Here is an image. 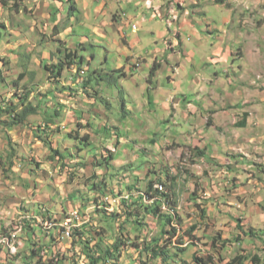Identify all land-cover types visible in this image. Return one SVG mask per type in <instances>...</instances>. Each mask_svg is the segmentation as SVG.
Returning <instances> with one entry per match:
<instances>
[{"label":"crops","instance_id":"1","mask_svg":"<svg viewBox=\"0 0 264 264\" xmlns=\"http://www.w3.org/2000/svg\"><path fill=\"white\" fill-rule=\"evenodd\" d=\"M122 1L133 4L137 13H129L124 9L123 16H119V13L114 15L116 20L113 23L119 38L109 40L107 45L110 49L113 42L120 47L117 67L125 63L129 64L128 69L121 70L125 74L126 81L132 82L134 86L133 90H127L131 103L130 105L125 103V105L127 108L134 106L143 114L145 109L147 112L153 111L154 103L161 99L160 121H166L167 116L178 115L185 119V124L172 126L170 132L175 134L173 139L168 138L165 144L161 143L165 149L162 167H159L160 161L155 150L151 148L154 144L159 147L152 137L126 140L134 142L138 151L143 150L145 155L149 150L153 151L154 155H150L153 157L146 163H138V151L130 155L128 159H118L116 153L121 139L115 142L110 136L103 135V122L107 118V109L96 106L97 97L101 95L99 91L94 90L93 93L97 96H91V82L87 79L85 87L88 89L86 91H89V96L84 101L89 109L94 107L99 111L98 118L101 121L98 123L96 117L99 115L96 116L88 109L86 117L91 120L96 119V126L90 123L95 130L85 128L80 130L85 132L89 139L91 135L93 139L98 138L97 148L91 143L92 150L96 153L92 152L94 158L101 159L100 156L104 152H109L106 162L98 160L93 165L94 178L91 180V187H95L93 190L96 191H91V196L95 193L98 197L94 201L95 205L99 204L102 198L125 194L132 196L131 201L139 200V204H142L143 201L137 194L144 192L148 182L152 180L163 181L173 195H179L180 193L174 192L175 185L186 177L185 168L196 167L198 164L203 169H206L205 164L208 168L213 165L218 166L221 168L219 170L225 173L222 178L226 182L225 186L232 187V189L228 188V191L231 190L228 192L231 196H223L224 189L217 178L216 169L212 170L209 176L210 171L207 168L204 171L206 177L209 176L216 183L219 181L214 184L211 193L216 191L217 195H221L220 204L213 201L205 203L203 197L191 202L194 204L204 202L205 204L201 207L207 215L203 221L205 223L207 220L214 221L212 229L207 231L209 234L205 235L207 238H209L208 235H212V242L208 246H213L217 239L214 246L219 247L216 248L217 253L213 252V260L219 262L216 255H222L225 259L222 264H226L235 255L243 254L248 257L244 264H264L262 256L264 251L260 250V247H264V0H116V3L120 5ZM133 25L137 28H133ZM71 33L72 30L67 28L65 34L71 35ZM108 35L101 33L99 37L107 40ZM122 56L127 59L125 63L121 62ZM45 57L50 56L45 54ZM107 60L108 57H106ZM75 66V63L71 64V72L75 71ZM152 70L154 75L150 76ZM126 81L123 78L115 79V82H118L123 89L128 88ZM166 81L172 85V88L165 87ZM74 82L63 81V84ZM148 84L149 88L145 87ZM73 94L66 100L70 106L77 97L75 93ZM182 94L185 96L184 99ZM102 98L105 101L108 100L103 96ZM60 107L59 105V109ZM79 112H82V109L70 112L73 123L84 121L85 112H82V116H79ZM141 119L147 131L154 130L151 124L158 123L151 114H143ZM115 124L119 122L115 121ZM112 127L118 128L114 124ZM146 142H153V144L148 145ZM89 146L91 145L80 147L83 149L82 156L79 158L75 155L74 161L81 159L86 161ZM253 146L257 151L255 153H252ZM185 147L191 150L190 156L194 163L187 162L189 165L186 167L179 164L180 169H177V166L173 167L174 163L171 162V160L174 161L172 156H177L173 154V149L177 148V153L181 156ZM100 149L102 153L99 156L97 152ZM123 152L128 154V148H125ZM255 157L260 159L253 160ZM121 168L125 171V175L118 177L119 173L115 174L117 181L115 184L109 183V177L114 175L111 170ZM95 178L101 180L103 185H98ZM156 178L161 180L158 181ZM65 181L66 177H60L59 187H65ZM69 187L70 185L67 189ZM207 192L208 190H205L206 194ZM59 193L62 194V192ZM67 195L65 193V197ZM181 195L184 196V193ZM71 198L74 199L75 196L71 195ZM68 200L66 205H61L57 210L44 203L13 210L15 217H21L23 214L47 215L49 213L51 217L63 218L67 212L79 206L91 211L93 218L92 225L82 232V237L75 242L72 241L74 247L67 240L59 242L58 232L53 231L45 235L39 228V224L29 221L26 224L25 233L22 234L24 247L20 254L21 264H34L38 261V254L42 252L52 254L56 247L66 255L62 260L68 261L69 258L73 260L74 257L77 258L73 256L75 247L80 245L83 247L87 241L92 247L100 242V239H103V242L104 239L106 240L103 234L96 236L91 230L95 229L94 222L98 225L96 215L111 216L120 213L122 217L120 221L118 219V224L126 219L122 205L114 207L115 211L110 213L103 208L91 210L94 204L86 202L87 200L76 203ZM178 206L181 208L179 203L176 207ZM192 209L196 211V208ZM140 210L142 211L140 218H143L142 214H146L147 217L153 216ZM225 213H231L237 217V221H231V232L227 234L223 230L225 224L222 222L225 219ZM18 220L20 218H15V222ZM12 224L13 222H9L10 226ZM200 228L201 225L195 229V233ZM97 229L101 231L100 228L97 227ZM116 230L118 232V227ZM215 232L223 233L222 241H227L226 245L215 237ZM108 242L110 245L114 240ZM108 242L105 241V244ZM191 243L183 242L181 245L187 248ZM196 243L198 246L197 241ZM132 244V250L138 252ZM197 246L195 244L191 248L188 247L181 255L182 259L195 264L191 257L197 251ZM202 250L205 252L203 246ZM4 254L0 253V264H10V261L5 262ZM253 257H256V262L252 260ZM134 258V260L138 259L139 254H135ZM134 260H130V264H136ZM124 263L128 264L127 261Z\"/></svg>","mask_w":264,"mask_h":264},{"label":"rangeland","instance_id":"2","mask_svg":"<svg viewBox=\"0 0 264 264\" xmlns=\"http://www.w3.org/2000/svg\"><path fill=\"white\" fill-rule=\"evenodd\" d=\"M74 2L76 9L70 11L71 3L69 0H0V69L4 78V80H0V235H3L13 225L10 226L9 221H14L12 220L15 216L14 209L20 210L27 206L44 203L57 210L61 205H66L70 199L74 203L87 200L86 202L94 204L91 210L97 209L98 206V209L103 208L111 213L115 211L114 207L120 206L121 201L126 200L121 196L105 197L100 200L99 204L95 205L94 201L97 195L94 193L91 196V191H96L93 190L95 187H91V180L94 178V162H98V160L106 162L109 152L106 151L100 156L102 153L100 149L97 154L101 159L94 158L93 155L96 153H94L95 150H92V144H95L97 148L96 141L98 138L93 139L90 134L91 138L89 139L86 137L87 134L80 130L85 128L94 131L95 128L90 123L96 126L95 120L100 117L99 111L94 107L89 109L86 101H84L89 96V91H86L88 89L84 84V82H88L87 79L91 82V96H97L93 93L94 90L99 91L101 95L97 97L96 106L107 109V118L103 122V135L110 136L115 142L121 139L116 153L118 159H128L130 155L138 151L134 142H127L126 140L152 137L156 140V144H159V147L154 144L151 148L155 150L160 161L159 167H162V164L164 165L163 153L165 152L162 144H165L168 138L173 139V135H175L170 132V129L172 126L185 124V119L178 115L167 116L166 121L161 122L159 117L161 108L159 107L162 100L160 99L154 103L155 109L153 111L147 112L145 109L143 112L145 115L151 114L158 121L155 125L151 124V128L154 130L147 131L142 123L143 114L141 110L134 106L127 108L125 105V103H128L127 105L131 103L127 90H133L134 86L132 82L126 81L125 74L121 70L128 69L129 64L125 63L127 59L122 56L121 62L125 64L117 67L120 47L111 42L109 49L107 43L109 40L119 38L114 27L115 23H113L116 20L114 15L119 13V16H123L122 11L124 9L129 13L136 14L135 6L126 1H122L118 5L116 0H74ZM67 28L72 30L71 35L65 34ZM101 33L109 34L107 40L99 37ZM45 54L50 57H45ZM106 57H108L107 61ZM61 61L65 62V68L63 76L58 79L55 75L54 66ZM72 63L76 65L73 72L70 71ZM83 70L85 73L82 75L81 71ZM79 76L84 78L80 85ZM119 78H123L129 84L126 85L128 88L123 89L118 82H115V79L118 80ZM63 81L75 82L63 84ZM165 85V87L172 88L168 81ZM146 86L149 88V84ZM73 93L77 97L74 98L73 104L71 103L70 106L66 100L69 99L68 96H73ZM102 96L108 100L105 101ZM182 97L184 99L185 96L182 94ZM158 103L160 105H157ZM59 105L61 106L60 109ZM92 106L94 105L92 104ZM26 108L34 109L35 112L29 114L26 120L21 123H16L15 117ZM79 108L85 112V115L82 112L78 113L79 116H85L84 121L73 123L70 112ZM88 109L99 116L96 119H89L86 117L88 116ZM103 112L106 113V111ZM100 121L98 118L97 122L100 123ZM115 121L119 124H115ZM113 124L117 125L118 128L112 127ZM146 143L148 145L153 144V142ZM88 145L91 146L87 147V160L74 161L75 155L79 158L82 156L83 149L80 147ZM125 148H128V154L123 152ZM173 151V154L177 155L176 157L172 156L174 159V161L171 160L174 163L173 167L177 166V169H180L179 164L186 167L189 165L187 162L194 163L191 160L189 148L185 147L181 156L177 153V148H174ZM255 152L257 151L253 146L252 153ZM138 154V163L140 164L146 163L153 157L150 155H154L153 151L149 150L147 156L141 149H139ZM258 159L260 158H253V160ZM205 167L207 169L208 165L205 164ZM206 169H203L199 164L196 167L185 168L186 177L175 185L174 192L180 194L174 195L175 200H177L174 207L179 203L182 209L179 206L176 207L177 211L178 209L181 211H176L177 221H173V225H165L164 221L155 219L153 216L147 217L146 214H142L143 218H140L142 211L137 210V208L133 209L132 217H126L122 225V237L128 241L122 246L120 264H125L126 261L130 264V260L135 259V254H139L140 258V252L132 250L131 244L133 242H137L136 240L141 243L145 240L153 242L155 238L161 236L163 229L168 232L173 228L177 230L173 237L166 232L164 238L159 239V244L170 254L168 264L174 257L173 255L181 247L183 248L184 245H181L183 242L185 244L192 242L188 246L185 245L187 248H191L195 244L197 246L196 241L198 242L197 251L192 254L193 256L191 255L192 261H195L196 258L207 261L211 260L210 257L214 258L213 252L217 253L216 248L219 247L214 246L217 239L213 246H208L212 242V235H208L209 238L205 236L209 234L207 231L212 229L214 221L207 220L206 223L203 221L207 212L204 213V208L201 207L208 201L220 204L221 195H217L216 191L211 193L214 184L219 182L216 183L209 177L211 171L215 169L217 171L215 173L224 189L223 196H231L228 194L231 191H228V188L232 189V187L225 186L226 182L222 180L225 173L219 170L221 168L215 165L210 166L208 177L204 173ZM111 173L114 175L109 177V183L113 184L117 181L115 174L119 173L118 177L125 175L123 168L111 170ZM60 177H66L65 187H59ZM156 179L161 180L160 178ZM100 181L97 178L95 182L101 186L103 183ZM69 185L70 187L67 189ZM205 190H208L207 194ZM163 192H167L166 187H163ZM65 193L70 197L68 195L65 197ZM182 193L184 196L181 195ZM138 194L140 197H144L141 199L145 204L150 205L148 204V193L139 192ZM71 195H74L75 198H71ZM131 197L129 201L132 199ZM160 197V195H155V201L160 200ZM201 197L205 203H191L196 198L201 199ZM105 201L110 204H104ZM162 201L166 203L165 200ZM191 207L196 208V211ZM78 208L84 211L86 209L84 207ZM164 209L167 210L168 207L165 206ZM142 210L144 209L142 208ZM73 211L71 209L63 218L51 217L49 213L47 215L58 222L67 218V215ZM96 217L98 219L97 227L101 229V234L106 238L103 244L106 245L105 241L115 240V233H118L116 230L118 218L105 215H96ZM207 217L210 218V216ZM224 217L225 219L222 221L225 224L223 230L227 234L231 232V221H237V217L231 213H225ZM86 222H89V219H80V225ZM199 225L201 228L195 233V229L199 228ZM179 228L180 231H178ZM91 230L95 233L98 229L92 228ZM222 234L215 232V237L220 242H222ZM138 236L142 239H138ZM73 242L72 247H74ZM87 244L90 246L89 241ZM107 244L109 245V242ZM202 246L205 252H202ZM78 247H75L73 252V256H77V258L74 257L73 260L69 258L68 261L64 259L60 264H89L86 253H83V247L81 245ZM90 248L92 247L90 246ZM260 250L264 251V247H260ZM0 253L4 254L6 263L10 261V264H13L11 263L12 259L8 257V250L0 249ZM142 254L143 261L139 264H162V257L156 258L149 252ZM262 256L264 257V252H262ZM216 258L219 262L212 260L210 264H222L225 260L222 255H216ZM134 261L136 264L138 263V259ZM34 264H37V261Z\"/></svg>","mask_w":264,"mask_h":264},{"label":"trees","instance_id":"3","mask_svg":"<svg viewBox=\"0 0 264 264\" xmlns=\"http://www.w3.org/2000/svg\"><path fill=\"white\" fill-rule=\"evenodd\" d=\"M69 2L71 3V7H70V11L76 9L75 6V2L74 0H69ZM69 56L71 54H68ZM68 57V56H67ZM69 63H71L70 61H68ZM65 62H60L58 64H56L54 66V71L56 69V77L59 78L60 76H62L63 70L65 68ZM56 67V68H55ZM47 68V66H46ZM154 75V70L151 71L150 76ZM0 80H4L3 76H2V71L0 69ZM87 82H84V84ZM35 112L34 109H29L26 108L25 110H23L22 112H20L19 115H17L16 118V123L19 122L21 123L22 121L26 120V117ZM108 160V159H107ZM164 184L166 186L167 192H160L158 189H155L154 185L155 184ZM150 191H153L155 195H159L160 194V200L155 201L153 204L147 205L144 204V202H142V204H139V200H130V201H122V206H123V210L125 213L126 217H132L133 215V209L132 207L135 209H144L145 213H150L153 216L157 217L158 219H160L162 222H165V225L171 226L173 225V221H177V215L175 214L177 209L176 207H174L175 204H177V200H175L174 195L171 193L170 188L166 185V183L162 182H156L154 180L149 181L148 182V187L144 192L150 193ZM162 200H165L166 203H164ZM163 204H166L168 209L167 211L165 210V212H163L164 208H163ZM137 205V207H136ZM79 207V206H78ZM112 217H116L119 219L120 221V217H122V214L120 213H115L111 215ZM118 221V222H119ZM25 224V229H26V224L27 222L24 221ZM122 223L118 224V233H115V240L112 244L110 245H104L103 244V239L100 240V242H98L97 244H95L94 246H92V248H90V246H88V244L83 246V251L84 253H86V259H88L89 264H120V259L122 257V246H124V244H126V241H128L127 239L122 237ZM94 228L97 229V224L94 222ZM120 228V230H119ZM172 229V228H171ZM193 229H195L193 227ZM176 229L173 228L172 230H169L168 232L163 229L161 232L162 234H160L161 236L155 238L153 240V242H149L148 240H145V242L141 243V242H133V245L136 249H138L140 252V258H138V263L143 261L142 259V253L143 252H149L150 254H152L153 256H155L156 258H160L162 257V264H168V258H170V254L164 250V247H162L161 244H159V239L161 237L164 236V233H168V235H172V237L176 234ZM83 232V231H82ZM82 232L77 235L79 238L82 237ZM101 234V231L99 232V230H96L95 235H99ZM164 238V237H163ZM162 238V239H163ZM138 239H140V236H138ZM223 245L227 244V241H222ZM182 243V242H181ZM187 248L185 247H181L180 250L178 252H176L172 257L173 263L175 264H188V262L184 259H182L181 255L186 251ZM179 257V258H178ZM203 259V258H202ZM211 260H201L199 258L195 259V264H210L212 263V257H210ZM248 259V257H246L243 254H237L235 255L233 258H231L227 264H244L245 260ZM253 261H257L256 257L252 258ZM170 261L169 264H172V262Z\"/></svg>","mask_w":264,"mask_h":264},{"label":"built area","instance_id":"4","mask_svg":"<svg viewBox=\"0 0 264 264\" xmlns=\"http://www.w3.org/2000/svg\"><path fill=\"white\" fill-rule=\"evenodd\" d=\"M133 28H137L136 25H133ZM82 75L85 73V71H81ZM83 77L81 76L79 82H83ZM155 189H158L160 192H163V187H166L164 184L158 183L154 185ZM149 195V203L148 204H153L155 202V194L153 191H150L148 193ZM160 195V194H159ZM139 196V194H137ZM107 204V203H106ZM110 204V203H109ZM167 205H163V208ZM98 209V206H97ZM92 212H85L83 211H78V212H71L70 215H68V219L64 220L67 222V230L66 231H57L56 229H51V222H56V221H41L40 217L38 215H32V216H23V217H13L12 220L13 223H15V218H22L23 221H26L27 223L30 222H37L39 224V228L45 233V235H49L51 232L55 231L58 232L59 242L67 240L72 244L73 237L75 235H79L82 230L88 229L93 221H92ZM80 219H89V226L87 228H84L85 226H80ZM10 222V221H9ZM12 236H19V247H13L14 248V254H21V251L24 247V235H13ZM12 236L10 238H4V239H12ZM0 238H3L2 235H0ZM144 238V237H143ZM142 239V238H141ZM132 242V240H131ZM70 244V246H71ZM0 249L6 250L5 246H0ZM74 252V251H73ZM63 253L61 250H58L57 247L54 249V252L52 254H44L42 252L41 254H38L37 258V264H60L61 260L63 259ZM10 257L11 263L13 264H21V261H14V255H8Z\"/></svg>","mask_w":264,"mask_h":264},{"label":"bare ground","instance_id":"5","mask_svg":"<svg viewBox=\"0 0 264 264\" xmlns=\"http://www.w3.org/2000/svg\"><path fill=\"white\" fill-rule=\"evenodd\" d=\"M130 197H131L130 194H127L125 196H121V198L126 199L125 201H129ZM141 197H143V196H141ZM106 208H109V207H106ZM73 210H74L73 212L83 211V210L79 209L78 207L73 208ZM85 212H86V209H85ZM32 215H38L40 217L41 221H49V219L51 221H55L54 219H52L51 217H49L46 214H44V215L43 214L42 215H39V214H23V216H32ZM68 215H70V214H68ZM68 215H67V218H65L61 221L51 222V229L55 228L56 230L66 231L67 230V222L64 220L68 219ZM47 217H49V218H47ZM88 223L89 222H86L85 224L80 225V226H86V225H88ZM35 224H38V223L35 222ZM82 231H84V230H82ZM24 233H25V224H24V221L20 218L19 221L13 223V225L11 227H9V229L4 232V234L2 235L3 238H0V246H5L6 250H8V252H9V255H14V261H21V255L20 254H14V248L13 247H19V236H12V234L13 235H22ZM10 236H12V239H4V238H10ZM77 239H79V237L77 235H75L73 237L72 241H76Z\"/></svg>","mask_w":264,"mask_h":264},{"label":"clouds","instance_id":"6","mask_svg":"<svg viewBox=\"0 0 264 264\" xmlns=\"http://www.w3.org/2000/svg\"><path fill=\"white\" fill-rule=\"evenodd\" d=\"M79 78H81V76H79ZM84 79V78H83ZM79 83H81V82H79Z\"/></svg>","mask_w":264,"mask_h":264}]
</instances>
